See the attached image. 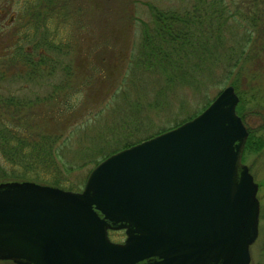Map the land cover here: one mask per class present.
I'll return each instance as SVG.
<instances>
[{
	"label": "water",
	"instance_id": "water-1",
	"mask_svg": "<svg viewBox=\"0 0 264 264\" xmlns=\"http://www.w3.org/2000/svg\"><path fill=\"white\" fill-rule=\"evenodd\" d=\"M234 86L197 115L103 157L84 185L0 181V259L16 264H247L258 200ZM123 230V241L107 231Z\"/></svg>",
	"mask_w": 264,
	"mask_h": 264
},
{
	"label": "rangeland",
	"instance_id": "rangeland-1",
	"mask_svg": "<svg viewBox=\"0 0 264 264\" xmlns=\"http://www.w3.org/2000/svg\"><path fill=\"white\" fill-rule=\"evenodd\" d=\"M16 1H11L7 14L0 19V33L3 32L7 39L10 32L5 26L6 20L29 0ZM193 4V0L33 1L29 8L38 13L41 10L38 26L44 23V10L55 9L46 19L48 35L54 40V46L52 49L41 46V50L51 57H48L50 61L43 64L33 81L14 80L4 84L20 95L35 90L45 100L43 106L35 105V109L42 107L46 110L51 106L53 110L63 105L66 95L67 104H72L70 111L76 114L77 126L73 129L74 122L64 130H58L54 122L35 117L31 119L36 123L32 133L45 135L48 130L56 129L60 140L68 138L67 157L77 158L78 146L83 144L80 140L86 144L91 142L94 147L105 141L107 153L117 152L123 143L148 139L181 120H187L189 115L197 113L207 101L216 97L222 87L232 84L239 96L238 108H235L243 115L246 128L255 138L264 137V46L255 61L251 57L247 64L233 67L228 74L222 73L221 67L212 62L206 69L207 74L197 73L200 83L197 80L183 83L173 77L169 74L171 67L157 64L156 57H150L151 52L149 61L145 60L143 54L149 48L143 42V33L153 28V10L183 12ZM16 24V27L20 25L17 21ZM236 24L232 21L227 27L234 29ZM24 75L26 73L22 79ZM100 159L98 157V161ZM241 163L248 166L253 181L258 184L257 237L249 244L250 260L247 264H264V144L252 149L244 144ZM93 165L95 162L88 161L74 167L68 174L61 170L56 174L68 184L80 182L81 188ZM123 235L122 232L110 234V239L121 242ZM0 264L14 263L1 260Z\"/></svg>",
	"mask_w": 264,
	"mask_h": 264
},
{
	"label": "trees",
	"instance_id": "trees-1",
	"mask_svg": "<svg viewBox=\"0 0 264 264\" xmlns=\"http://www.w3.org/2000/svg\"><path fill=\"white\" fill-rule=\"evenodd\" d=\"M11 1L17 3L16 0ZM33 1L36 2L24 1V5L21 4L14 10L16 20L26 18L28 21L29 35L26 36V41L18 36H13L14 38L9 40V37L8 39L3 37V32L0 33V181L32 179L35 182L78 190L80 182L68 184L61 180L56 172L61 170L68 174L74 167L88 161L97 164L98 157H106L115 150H109L111 152L107 153L105 141L94 147L93 143L86 144L80 140L83 144L78 146L80 148L77 158L67 157L69 152L66 150L70 145L67 142L68 138L62 137L60 140L56 129L48 130L45 135L39 132L34 134L31 131L36 124L31 119L35 117L54 122L58 130H64L71 123H76L74 121L76 114L70 111L72 104H67V96L65 95L62 100L63 105L56 106L53 110L49 105H46L49 106L46 110L42 107L35 109V105L45 104L44 98L42 99L35 90L29 89L28 93L20 95L13 93L9 85L4 84L6 81L13 83L14 80L33 81L39 75L43 64L48 63L47 60L51 58L46 53L42 55L37 53V58H34L36 54L28 52L24 47L25 42L31 50L38 52L41 46L44 48L47 45L46 48L50 49L54 46V40L48 35L46 19H49L55 9L51 8L50 11L43 9L44 23L39 27L38 17L41 10L38 13L36 9L29 8ZM193 2V7L183 12L170 9L162 11L157 8L153 10L151 19L153 28L143 33V42L147 43L149 48L143 54L145 60L149 61L151 52L150 57H156L157 64L171 67L172 71L169 74L173 77H178L183 83L192 80L200 83L197 73L207 74L206 69L212 62L216 63V67H221L222 73L228 74L233 67L247 64L251 57L254 61L257 59L264 46V0H193ZM5 3L7 4L8 0H0V5ZM232 21L237 23L234 29L227 27ZM238 27L241 28L238 30ZM23 73L26 75L22 79ZM209 101L203 108L209 105ZM237 108L235 111L243 121V115ZM199 111L189 115V118ZM76 126L77 123L73 129ZM247 133L248 137L244 142L246 147L249 149L262 147L264 137L255 138L248 129ZM139 141L123 143L122 147ZM78 159L80 162H76ZM114 233L120 234L118 230L112 231L111 236Z\"/></svg>",
	"mask_w": 264,
	"mask_h": 264
},
{
	"label": "flooded vegetation",
	"instance_id": "flooded-vegetation-1",
	"mask_svg": "<svg viewBox=\"0 0 264 264\" xmlns=\"http://www.w3.org/2000/svg\"><path fill=\"white\" fill-rule=\"evenodd\" d=\"M10 4H11V0H8V3H7V4L5 3L4 5H0V19H2L3 16L7 14L6 11L9 10V6H10ZM23 5H24V4H23ZM1 6H3V7H1ZM15 15H16V13L10 14L9 17H8V19L6 20V24H5L6 28L9 29V32H10V35L8 36V37H9V40H10L13 36H17L18 33H20V35H19L20 39H22L23 41H26V36L29 35L28 26H27L28 21L26 20V18H22V19H20V20H16V19L14 18ZM16 21H17V22H22V23L20 24L19 27H16V26H17V24L15 25ZM17 28H18V29H17ZM15 29H16V30H15ZM18 31H19V32H18ZM13 38H14V37H13ZM13 38H12V39H13ZM23 41H22V42H23ZM9 42H10V44H11V41H9ZM25 48L28 49V52H30V53H35V51H33V50H32V51H29V46H28V44L25 45ZM36 53H37V52H36ZM38 53H39L40 55H42V53L44 54V53H47V52H46V51H43V50H39ZM37 55H38V54L34 55L33 57H34V58H37ZM1 260H2V261L11 262V261H9V260H7V259H1ZM1 260H0V261H1Z\"/></svg>",
	"mask_w": 264,
	"mask_h": 264
}]
</instances>
